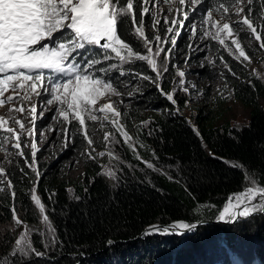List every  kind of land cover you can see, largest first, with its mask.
I'll use <instances>...</instances> for the list:
<instances>
[{"label": "trees", "instance_id": "trees-1", "mask_svg": "<svg viewBox=\"0 0 264 264\" xmlns=\"http://www.w3.org/2000/svg\"><path fill=\"white\" fill-rule=\"evenodd\" d=\"M202 1L205 11L222 14L221 0ZM249 8L253 19L264 21V0H247L245 12ZM140 10L134 0L138 21ZM118 33L134 52H141L144 43L130 17L119 24ZM130 73L152 75L138 65ZM108 77L118 81L117 74ZM174 77L165 73L159 89L141 94L152 114L147 132L135 128L137 118L123 119L136 141L127 157L134 169H123L116 183L97 166L87 165L82 181L70 183L58 179L51 165L39 167V175L19 164L0 165V264L15 259L16 218L29 227L33 247L52 259H20L18 264H264V214L234 224L218 221L227 198L249 186L245 174L264 185V79L246 75L233 85L235 100L249 109L248 122L216 127L201 116L190 123L163 98L161 89L170 94ZM149 156L154 169L138 159ZM34 188L45 206L43 214L31 199ZM43 215L55 230L51 246L50 238L39 233ZM179 221L200 225L182 236L143 233Z\"/></svg>", "mask_w": 264, "mask_h": 264}, {"label": "snow or ice", "instance_id": "snow-or-ice-1", "mask_svg": "<svg viewBox=\"0 0 264 264\" xmlns=\"http://www.w3.org/2000/svg\"><path fill=\"white\" fill-rule=\"evenodd\" d=\"M148 2L149 0H144L145 4ZM190 2L195 4L199 3V0H190ZM248 2L251 4L253 0H248ZM184 3L185 0H179L180 5H184ZM241 3L242 0H229L226 4L224 0H221L219 9H222L223 12L220 20L213 19L212 8L207 9L206 19L202 23H207L209 28H214L216 31L213 35L210 31L205 30L204 35H212L223 45L225 41L221 38V33L231 36L233 33L245 30L246 26L247 30L255 34V39L260 40L261 35L257 33V28L248 14L235 21L228 15L230 10L234 9L235 14L239 16L244 11L239 7ZM133 9L134 0H123V3L121 0H0V97H4V94L9 90L12 92L6 100L0 99V106L9 102L23 105V102L31 100L32 95L45 96L47 97L44 100L45 107L54 103L58 104L57 111L63 121L69 124L78 121V131L82 133L89 146L93 141L86 130V119L91 121L100 119L95 114L96 111H99L105 113L103 118L107 120V113L112 112L115 117L111 121L113 126L124 136L126 143L131 141L132 138L123 131L118 122L121 113L112 103L104 104L98 110L94 109V105L106 92L119 94L113 86V81L103 77L120 65L132 63L134 60L146 61L152 70L157 72V78L161 76L154 57H158L164 51L159 43H167L168 40L165 38L162 41L161 36L157 35L155 40L159 43L153 53L152 47L149 46L152 40L148 39L143 31L144 16L149 13V8L142 7V10L139 11V21ZM252 11V8L248 9V13ZM129 17L135 33L138 34V37L143 38L147 55L134 52L133 47L118 33L119 24L128 21ZM187 18L185 13L184 19L187 20ZM155 23L158 21L154 22L153 26ZM164 23H168L167 19L164 20ZM177 24L181 27L184 26L183 21L173 19L167 33L172 34ZM191 31L195 34V24L191 26ZM175 34L179 35V32L177 31ZM42 41L45 43L41 44ZM175 42V39L171 40L173 45ZM232 43L236 45L239 57L248 60V56L245 55V51L238 41L233 39ZM36 45H40V47H35ZM261 47H264V44ZM112 60H116L118 63L108 64L107 67H96ZM161 67L163 72L168 71L166 66L162 65ZM120 74L123 75V71ZM178 75L183 77L184 73L179 72ZM142 78L151 79L148 76ZM180 83L182 85L184 81L181 80ZM40 88H43V92L39 90ZM161 92L166 95L169 101L175 103L172 94L163 93L162 89ZM13 110L25 112L23 106ZM28 112L33 120L37 118L35 104L30 106ZM12 122L19 126V133L14 127L8 126L9 120L0 118V130H2L0 131V142L14 141L12 147L20 149L21 136L25 132L31 135L33 129L26 128L21 120L14 117ZM64 131L67 141L69 139L68 129L65 128ZM149 134H151V130ZM197 134L199 135V133ZM105 140H108L107 134ZM129 147H132L131 143H129ZM31 148L33 161L29 167L35 164L37 148L34 141L31 143ZM19 155L23 156V151H20ZM100 155H104V153H100ZM147 167L152 168L153 165L148 163ZM106 174L113 177L115 175L114 172L107 170ZM245 180L249 186L228 198L227 205L218 216L220 222L230 223L235 222L238 218L264 214V185L258 184L253 175L245 174ZM31 199L43 214L45 206L35 194V188L32 189ZM13 215L15 218V209H13ZM43 222L51 236L49 244L51 246L56 243L55 230L49 223L47 215L43 216ZM16 223L19 224L21 221L17 219ZM195 229V224L179 222L170 228L154 227L145 235L162 233L182 236ZM108 243L111 245L112 242ZM33 253L36 256L44 255L33 247L26 233L21 234L15 241V248L12 252L15 259L12 264H18L20 259Z\"/></svg>", "mask_w": 264, "mask_h": 264}, {"label": "rangeland", "instance_id": "rangeland-1", "mask_svg": "<svg viewBox=\"0 0 264 264\" xmlns=\"http://www.w3.org/2000/svg\"><path fill=\"white\" fill-rule=\"evenodd\" d=\"M139 2L141 10L145 6L149 8V13L144 16L143 31L144 35L152 40L149 46L152 47L153 53H155L159 43L155 40L157 35L161 36L162 41L165 38L168 40L167 43H159V46L164 51L158 57H154L157 63V70L161 72V76L157 78V72H154L146 61L134 60L136 65L149 71V74H152L150 77L154 79L145 80L142 78L146 76L144 74L131 76L130 71L136 66L133 62L120 65L116 69L109 71L117 74L118 81L108 77L109 72L107 76L103 77L113 81V86L119 94L106 92L94 105V109L98 110L104 104L112 103L117 110L118 108L122 110V113L118 110L121 113L118 122L129 137H131V134L124 128L123 119L131 121L132 118H137L134 120V122L138 123L135 128L143 129L147 132V124L152 114L146 108L145 103L141 101V94L144 91L146 92L147 89H159V83L157 82L161 81L162 75L171 72L175 77L170 94L173 95L175 103L169 101L166 95H163V98L167 99L175 110H180L190 123H194V120L201 116L203 122L211 123L216 127L226 123L229 127H240L246 124L249 120V109L235 100L233 85L246 75H254L262 80L264 79V47H261L264 44V21L255 20L248 12H245L247 0L242 1L239 5V7L244 9L239 16L235 14L234 9L230 10L228 15L235 21L248 14L257 28V33L261 35V39L256 40L255 34L247 30L245 26V30L233 33L231 36L227 33H221V38L225 41L223 45L219 43L218 39H214L212 35H204L205 30L210 31L214 35L216 29L209 28L207 23H202L206 19V11L202 0L195 4L191 3L190 0H185L184 5H180L179 0H149L147 4L144 3V0H139ZM185 13L188 17L187 20L184 19ZM221 15L213 13V19L220 20ZM165 19L168 21L167 24L164 23ZM173 19L183 21L184 26L181 27L177 24L173 33L168 34L167 29L171 26ZM156 21L158 23L153 26ZM193 24L196 25L195 34L191 31ZM177 31L179 35L175 34ZM141 39L143 41V38ZM172 39L176 41L174 45L171 43ZM233 39L238 41L241 48L245 51V55L248 56V60L239 57L236 45L232 43ZM43 43L45 41L41 42V44ZM35 47H40V45ZM139 54L147 55V48L144 45ZM112 63H118V61H107L100 67H107L108 64ZM162 65L168 68L167 72H163ZM204 69H207V72ZM121 71H123V75L120 74ZM179 72H183L184 76L180 77L178 75ZM181 80L184 81L182 85L180 83ZM39 90L43 92V88ZM11 94L12 92L9 90L0 99L6 100L7 96ZM46 98L45 96L37 97L32 95L31 100L23 102V105L9 102L0 106V118L9 120L8 126L14 127L17 133L20 130L19 126L12 122L13 117L21 120L26 128L33 129L31 135L25 132L21 136L20 149L12 147L14 141L0 142V165L13 166V164H19L26 167L27 171L35 169L33 170L35 173L39 172V167L51 165L48 168H51L50 171H53L58 179L70 183L82 181L87 165L99 167L102 175L114 183H116L123 169L133 171L134 168L127 157L128 153L129 156L132 154L136 141L131 137V141L125 142L124 136L117 131L111 122L115 119L112 112L107 113V120L103 118L105 113L99 111H96L95 114L100 119L96 121L86 119V130L93 141L92 145L89 146L82 133L78 131V121H73L71 124L63 121L57 111L59 105L54 103L45 107L44 100ZM32 104L37 107V118L35 120L32 119L28 112ZM21 106L25 108V112L21 113L13 110ZM65 128L68 129L67 135L69 139L67 141L65 140ZM106 134L108 135V140H105ZM33 141L36 143L37 151L35 164L29 167L33 161L31 148ZM129 143H131L132 147H129ZM20 151H23V156L19 155ZM100 153H104V155H100ZM138 159L145 167H147L148 163H151L153 167L147 168L154 169L151 156L144 161L141 158ZM106 170L114 172V177L106 174ZM230 196H233V194ZM43 216L39 233L41 232L51 239L43 222ZM250 217L242 219H249ZM235 222L219 223L234 224ZM17 225L12 252L15 248V241L21 234L26 233L30 239L29 227L23 224L22 221ZM32 256L33 258H31ZM34 258L52 260L47 253H44L43 256H36L33 253L23 259L33 260Z\"/></svg>", "mask_w": 264, "mask_h": 264}, {"label": "water", "instance_id": "water-1", "mask_svg": "<svg viewBox=\"0 0 264 264\" xmlns=\"http://www.w3.org/2000/svg\"><path fill=\"white\" fill-rule=\"evenodd\" d=\"M229 197H230V196H229ZM229 197H228V198H229ZM228 198H227V200L225 201V203H224L222 209L224 208L226 202L228 201ZM222 209H221V211H222ZM221 211H220V213H221ZM179 222H181V221H179ZM179 222H176V223H179ZM176 223H172V224H170V225H166V226H152V227H148V228H146V229L144 230L143 233L148 232L150 229H152V228H154V227H155V228H159V229H164V228H168V227H170V226H172V225H174V224H176ZM194 224L196 225V227H197L198 225H200V223H194ZM143 233H142V234H143Z\"/></svg>", "mask_w": 264, "mask_h": 264}, {"label": "bare ground", "instance_id": "bare-ground-1", "mask_svg": "<svg viewBox=\"0 0 264 264\" xmlns=\"http://www.w3.org/2000/svg\"><path fill=\"white\" fill-rule=\"evenodd\" d=\"M226 205H227V203H226ZM226 205H225V206H226ZM225 206H224V207H225ZM221 212H222V211H221ZM239 219H242V218H238L237 221H238ZM237 221H236V222H237ZM170 227H171V226H170ZM170 227H168V228H170Z\"/></svg>", "mask_w": 264, "mask_h": 264}, {"label": "built area", "instance_id": "built-area-1", "mask_svg": "<svg viewBox=\"0 0 264 264\" xmlns=\"http://www.w3.org/2000/svg\"><path fill=\"white\" fill-rule=\"evenodd\" d=\"M241 192V191H240Z\"/></svg>", "mask_w": 264, "mask_h": 264}]
</instances>
